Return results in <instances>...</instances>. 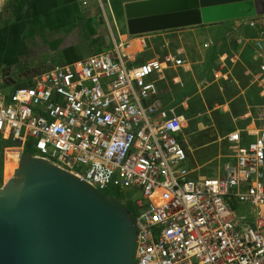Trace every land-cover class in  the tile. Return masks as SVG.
<instances>
[{"label": "built area", "instance_id": "1", "mask_svg": "<svg viewBox=\"0 0 264 264\" xmlns=\"http://www.w3.org/2000/svg\"><path fill=\"white\" fill-rule=\"evenodd\" d=\"M109 1L97 0L110 49L53 65L34 85L0 97L4 158L31 153L96 189L121 190L137 228L133 264H264V106L255 130H243L251 141L242 145L239 131L223 136L233 162L220 174L192 177L178 141L182 118L162 106L151 79L183 66V52L137 63L144 34L122 38ZM242 22L256 31L264 78V12Z\"/></svg>", "mask_w": 264, "mask_h": 264}, {"label": "crops", "instance_id": "2", "mask_svg": "<svg viewBox=\"0 0 264 264\" xmlns=\"http://www.w3.org/2000/svg\"><path fill=\"white\" fill-rule=\"evenodd\" d=\"M124 4L110 0L109 10L118 33L129 39L119 27H125ZM242 20H224L231 30L215 42L206 29L214 23L147 33L146 48L135 55L139 63L160 58L171 48L183 52V66L164 67L151 79L162 106L182 118L178 141L194 178L220 174L225 162L234 161L223 136L239 131L242 145L251 141L254 136L243 130H255V118L264 106L261 58L252 41L256 31ZM137 45L133 41L131 51L136 52ZM110 48L97 0H0L2 97L17 87L34 85L39 74L53 65L70 64ZM243 114L249 116L241 118Z\"/></svg>", "mask_w": 264, "mask_h": 264}, {"label": "water", "instance_id": "3", "mask_svg": "<svg viewBox=\"0 0 264 264\" xmlns=\"http://www.w3.org/2000/svg\"><path fill=\"white\" fill-rule=\"evenodd\" d=\"M263 12V0H144L122 15L138 35ZM136 235L126 204L31 153L0 186V264H133Z\"/></svg>", "mask_w": 264, "mask_h": 264}, {"label": "trees", "instance_id": "4", "mask_svg": "<svg viewBox=\"0 0 264 264\" xmlns=\"http://www.w3.org/2000/svg\"><path fill=\"white\" fill-rule=\"evenodd\" d=\"M4 142L0 141V186L3 183V160H4ZM26 151H31L29 147H26ZM98 192H100L103 196L108 197L110 199L119 200L125 203L131 210H133L130 201L124 197L123 194L118 193L117 188H98Z\"/></svg>", "mask_w": 264, "mask_h": 264}, {"label": "rangeland", "instance_id": "5", "mask_svg": "<svg viewBox=\"0 0 264 264\" xmlns=\"http://www.w3.org/2000/svg\"><path fill=\"white\" fill-rule=\"evenodd\" d=\"M120 2L121 1H118L119 6H121ZM107 11H108V8H107ZM109 11H111V8ZM111 13H112V11H111ZM112 15H113V13H112ZM242 19L244 20L245 18H242ZM119 27L121 29L120 31H122V32L126 31V29L123 25L119 24ZM206 29L209 30V32L211 33L212 40L215 42V41H217V38H220V37L224 36L227 32H229V30H231V27L229 26L228 22L222 21V22H216V23L210 25L209 27H207ZM243 30L244 29H241L240 32L242 33ZM214 34L216 35V38H215ZM3 162H4V160H3ZM3 182H4V180H3Z\"/></svg>", "mask_w": 264, "mask_h": 264}, {"label": "bare ground", "instance_id": "6", "mask_svg": "<svg viewBox=\"0 0 264 264\" xmlns=\"http://www.w3.org/2000/svg\"><path fill=\"white\" fill-rule=\"evenodd\" d=\"M18 153L15 151H7L4 162H3V180L7 182L9 178L12 176L15 168H17L18 164ZM10 172H8V171Z\"/></svg>", "mask_w": 264, "mask_h": 264}, {"label": "flooded vegetation", "instance_id": "7", "mask_svg": "<svg viewBox=\"0 0 264 264\" xmlns=\"http://www.w3.org/2000/svg\"><path fill=\"white\" fill-rule=\"evenodd\" d=\"M8 171V170H7ZM8 172H10V171H8ZM118 193H121V194H123V192L121 191V190H118Z\"/></svg>", "mask_w": 264, "mask_h": 264}]
</instances>
